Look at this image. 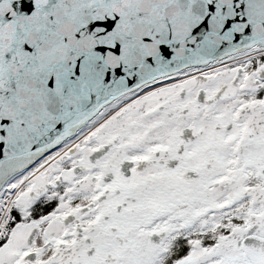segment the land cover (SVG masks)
Here are the masks:
<instances>
[{
	"label": "snow or ice",
	"instance_id": "1",
	"mask_svg": "<svg viewBox=\"0 0 264 264\" xmlns=\"http://www.w3.org/2000/svg\"><path fill=\"white\" fill-rule=\"evenodd\" d=\"M0 264H264V0H0Z\"/></svg>",
	"mask_w": 264,
	"mask_h": 264
}]
</instances>
